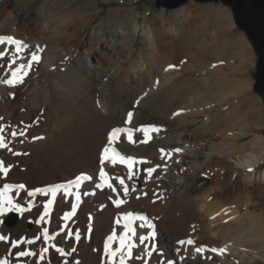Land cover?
<instances>
[{"label":"bare ground","instance_id":"obj_1","mask_svg":"<svg viewBox=\"0 0 264 264\" xmlns=\"http://www.w3.org/2000/svg\"><path fill=\"white\" fill-rule=\"evenodd\" d=\"M53 1L0 0V37L11 36L22 44L19 52L7 40L0 45V49L7 52V56L0 59V127L5 129L8 149H11H0V160L11 166L7 176L0 173V191H3L5 183L13 185L5 198H10L21 212V218L12 232L5 224V218L11 211L0 216V235L6 237V240L0 241V260L4 255L11 262V257L18 254L23 246L25 252L31 253L37 259L36 264H50L49 245H61L66 264H108L104 244L115 233L116 239L112 242V248L118 249L120 237L124 235L125 223H131L136 228V237H127L136 245L132 249L133 258L128 259V264H215L214 256L220 259L221 264L234 261L237 256L250 264H255L258 258L264 260V251L259 253L253 249L254 242H264V233L261 232L264 229L263 215L251 212L243 214L240 206H232H249L252 193L258 194L264 187V169L256 170L264 162V139H254L241 146L235 145L233 140L229 142L228 136L218 144L208 139L222 134L224 124L233 121L246 122L250 114L248 110H252L259 103L255 96L250 95L246 78V70L250 64L247 62H252L254 56V49L249 41L243 35H230L224 44L233 45L232 50L227 47L223 56L214 59L216 65L213 64L215 66L210 75H222L214 80L219 85L215 88L217 99L209 100L208 97L204 98L203 93H196L189 98L186 106L180 108L178 115L175 113L182 117L188 112L208 114L207 110L214 111L219 106V119H208L204 125L193 131L184 130L172 134L169 131V113L158 99L161 91L183 71L195 68L202 62L203 52L184 54L181 48L187 40L186 31L190 27L199 26L213 31L226 23V29L234 34L228 9L224 6H209L202 10V13L209 11L216 14V18L196 16L190 10H182L173 20L162 12L158 16L159 25L135 24L130 29H122L120 36L124 37V41L121 46L133 49L134 41L140 37L150 58L143 63L132 64L120 72L125 63L120 50L115 49L114 39L106 41L105 33L101 29L91 32L90 37L95 40V46L84 56L75 59V63L73 61V64H69L62 59L67 53L80 52L81 41L71 47H67L66 43L79 36L81 28L76 18L69 15L47 16L45 7L52 5ZM212 41L211 47L214 48L216 40ZM37 48L41 50L40 62H33L31 70L36 73L40 64L43 72L30 82H26L24 77L23 83L28 91L16 109L11 110L9 105L17 97L19 84L13 87L2 81L10 78L13 69L22 64L27 65L31 60V53ZM12 58H15L16 63L9 67ZM150 65H153L155 75L148 72ZM119 73H122L123 78L117 83H111ZM51 75H55L53 79ZM146 76L150 78L149 81L145 80ZM202 80L210 84L212 78L206 77ZM221 83L225 88L220 87ZM9 96H13V100ZM86 104H89L88 110ZM261 111L255 109L259 115ZM129 112L133 114L131 122H128ZM125 122L136 129L149 126L159 129L158 132L149 134L147 143L141 142L144 140V133L135 131L131 134L134 142H130L127 135L110 146L122 156L148 161L147 164L133 165V178L138 177V185L132 183L133 178L127 179L128 168L125 164L113 166L110 161H105L104 165L100 162L104 148L109 146V133L114 128L123 127ZM8 128L24 134L11 137L10 132L6 131ZM205 133H211V136L208 137ZM203 143L213 157L206 164L193 163V166L209 174L215 172L216 167L227 170L232 189L222 202H215L210 194L194 198L192 203L195 204L196 222L200 225L196 229L193 243H188L190 234H187L186 240L179 237V240L172 241L166 225L172 218V210L179 208H174L168 200V192L176 190V187L171 186L173 182L170 175L176 163H181L185 155L194 154V149ZM175 149L181 151L176 152ZM255 151L257 153L250 156ZM102 166L116 192L107 187L96 186L102 184L99 177ZM42 167L57 176L59 172H63V175L54 181L47 178L44 183H40L37 178ZM149 167L156 168L150 177L146 171ZM238 171L242 174L238 175ZM81 175L91 176L92 179L85 180L79 190L73 188L71 196L64 195L63 189L58 192L56 200L50 205L49 215L41 221L40 216L43 214L44 205L51 199V193L44 196L36 192L35 196L29 197L27 192L67 184L69 180H75ZM117 177L125 179L129 187L127 196L124 195ZM18 184H24L25 188H16ZM157 187L162 191L160 194L164 193L162 195L165 196V203L156 208L157 200L154 199ZM77 192L80 193L79 201L76 199ZM185 195V191H179L177 198L184 200ZM117 198L125 201L120 208L113 203ZM72 203L78 205L76 213L69 220H65L64 214L71 211ZM14 210L16 209L12 211ZM126 212L133 213L135 217H147V222L139 219L129 222L123 219ZM117 219L121 221L119 225L116 223ZM243 222L251 223L253 229L243 226ZM141 223H144L143 227H139ZM199 227H206L210 234L202 237ZM44 228L48 229L50 237L47 242L43 238ZM235 228L238 231L235 232ZM68 232L73 235L69 237ZM76 233L80 235L79 240H76ZM141 235L148 236L142 245L138 242ZM224 235L225 240L221 241L220 238ZM10 241L18 243L13 245ZM45 248L47 251L42 252ZM73 248L76 249L75 252L72 251Z\"/></svg>","mask_w":264,"mask_h":264},{"label":"rangeland","instance_id":"obj_2","mask_svg":"<svg viewBox=\"0 0 264 264\" xmlns=\"http://www.w3.org/2000/svg\"><path fill=\"white\" fill-rule=\"evenodd\" d=\"M6 1L8 0H5V2ZM155 5H156L155 0H124V1L122 0H54L52 5H47L45 7V12L47 16L69 15L70 17L76 18L78 26L81 28V34L77 37L72 38L70 41L66 43L67 47L74 46L78 44L80 41L82 43V46L80 47V50H79L80 52L76 51L73 53L71 52L70 54L67 53L66 57L64 58L62 57V59L66 60L67 63L73 64V61L75 63V59H78V57L80 58L84 56L88 52V50L93 48V46H95V40L94 41L91 40L90 34L94 29H101L105 33L106 41L109 42L112 39H114L115 49H118V51L120 50L119 52L122 55V61L125 62L123 65V68L120 69V72H121L123 69L125 70L132 64L143 63L144 61L150 58V55L143 48L141 44L140 37H137L136 40L134 41L133 49H128V48L121 46L122 44L121 42L124 41V37L120 36V31L122 29H130L135 24H138L139 26L159 25L158 16L162 12H165V14L167 15V18L171 20H173L174 18H177L178 12L182 10H187V11L190 10L196 16H203V17L209 16L211 18H216L217 17L216 14H211V12L209 11H208L209 13L208 12L202 13V10L209 6L226 7L232 19L234 34L231 31L229 32L226 29V26H225L226 23L222 24L225 27L220 26L217 30L215 29L216 31L213 30L215 32H213L212 30L209 31L208 29H203L202 27H199V26L190 27L186 31L187 40L181 45V48L184 54H187L189 52H195V51H200V53L203 52L202 62H200L199 65H197L195 68L193 67L194 69L189 68L187 69V71L186 70L183 71L179 77H177L171 84L166 86L161 91L158 97L159 102L166 106L167 111L169 113V118L171 122L170 128H169L170 133L176 134L177 132L184 131V130L193 131L196 128H198V126L200 127L204 125V123L208 119H213V118L219 119L221 115L220 107L217 106L214 111L207 110L209 111L208 114H205L206 112L200 113V114H192L191 112H188L189 113L188 114L187 112H184L185 114L187 113L186 116L184 117L180 115L177 116L178 112L180 111V108L186 106L188 104L189 98H191L193 94H196V93H203L204 98L208 97L209 100L217 99V96H215L216 94L215 88H218L219 85L215 83L214 80L216 78H220L222 75H219V74L210 75V72L213 70L212 68H214V66L216 65V60L214 59H216L217 56H223L222 54H224V51L227 47H229L232 50L233 45L224 44L225 40L226 41L229 40L230 35L231 36L235 34L243 35L246 38L247 36L242 30H240L237 27L235 20H234L232 9L220 2L200 3L195 0H190L188 3L178 8H175V9H168V8L162 7L159 10L156 9ZM212 40H214V42L216 40L214 48L211 47L212 46L211 44L213 43ZM84 50L86 52H84ZM161 54L167 55L164 53H161ZM69 55H70V58H68ZM164 61L167 62L166 59ZM247 63L248 64L250 63L246 70V78L248 79V84H249L248 86L250 87L248 88L249 93L250 95L255 96L259 100L258 101L259 103L257 105H254V108L257 111L262 110L261 114L259 115L257 112H255L254 108L252 110L249 109L248 112L250 114L247 116L246 122L233 121V122L224 124V129H223L224 133L222 132V134L219 133V134L214 135L213 139L208 138L209 140H213L216 144L221 143L223 138L227 136H228L227 138L228 141L232 142L233 140V142L237 146H241L243 144L249 143L253 141L254 139H259V138L264 139V103H263L262 98L254 92L255 80L252 76L254 66L257 63V56L255 52H254L252 62L248 61ZM42 72H43V69L40 67V64H39L36 73L32 72V70L28 71V75L25 77V81L30 82L32 79L36 78L37 75L39 76V74H41ZM148 72H151L152 74L155 75V69L153 65L149 66ZM148 72H146V74H148ZM54 76L55 75H51V79H53ZM206 77L212 78L210 84H206L202 80ZM122 78H123L122 73H119L117 77H114L111 80V83L113 84L117 83ZM132 79L133 78H131V80ZM149 79L150 78L146 76L145 80L149 81ZM220 87L225 88V85L221 83ZM18 88H19V91L17 93V97L14 100H13V96H9V98L13 100L12 103L9 105V108L11 110L16 109V107L21 103V99L23 98L25 93L28 91V88L25 86L24 83H20L18 85ZM197 89H200L201 91L199 92L197 91ZM86 109L87 110L89 109V104H86ZM124 124L125 125L121 127V129L126 128L127 130L128 129L129 130L125 132L126 130L125 129L124 132L120 134V138L123 136L127 137L129 131H131V134H133V132L135 133L136 131V128L133 125L126 123V122ZM126 124L127 125L129 124V125L127 126ZM133 128H135V130ZM6 131L9 132V128ZM136 132L138 133L139 131H136ZM205 134H207V136L208 135L211 136V133L210 134L205 133ZM215 137H218V138H215ZM255 153L257 152L256 151L251 152L250 156ZM212 155L213 154H211L208 151L206 145L203 143L202 145H199L198 147L194 149V154L185 155L184 160L181 163H176L175 167L172 169L170 180L173 183L171 186L176 187V190L175 191L171 190L170 192H168V195H169L168 200L171 201L174 208L176 207L179 208V209L172 210V218H170V220L168 221V224L166 223L167 224L166 226L170 231L169 236L171 237L172 241H177L179 237H183L181 239L186 240L188 239L186 237H188L189 234H190L189 240L190 241L194 240L195 235H196V229L198 228V225H200V223L196 222V214H195V208H194L195 204L192 203L195 199L204 196V194H210L215 202H222L225 199L226 194L229 192V190L232 189V187H230L229 172L227 170H223V169H220V167H216L215 172H213L212 174H209L205 171H202L198 167L193 166V163H201V164L205 163L206 164L208 159L213 157ZM231 166L232 164L230 165V167ZM262 169H264V162L260 164L258 167H256V170H262ZM237 174L241 175L242 172L238 171ZM62 175H63V172H59V176L61 177ZM59 176H57V174L55 173H51L50 171H48L46 167L45 168L42 167L37 179L39 180L40 183H44L47 178H50L51 180L54 181L58 179ZM134 178L138 179V177H134ZM133 179H132V183H134ZM158 188L159 187L156 188L157 190L155 191V199H154V201L157 200L155 203L156 208L160 207L161 205L163 206L165 203V202L163 203V199L165 198V196L162 195L164 193L160 194L162 191L159 190L160 188L159 189ZM179 191L180 192L185 191L186 195L184 197L186 198L188 196L191 199L184 198V200H186L184 201L183 199L177 198ZM157 192L161 196L158 195ZM260 192H258L259 196L258 194L252 193L251 202L254 204H251L250 202L248 204L249 206L242 207V205H239V204L236 205L233 203L234 205L232 206L233 207L240 206L243 214L248 213V212H251L253 214H262L264 218V187L261 188ZM157 197L158 199H161V201L158 200ZM257 199H259L261 203H259ZM14 213L18 216V219L21 218V212L14 210L8 214V216L5 218V221L8 218H10ZM243 223H244V225L242 224L243 226L247 228L251 227L253 229V226L251 223L249 222L247 223L243 222ZM6 226L8 227V230L10 232H12L13 228L15 227L14 226L13 228H10L7 224ZM199 228H200L202 237H207L210 234L209 230L206 227H203V228L199 227ZM237 229L238 228H235L234 231L235 232L238 231ZM216 230H218V228H216ZM261 232L264 233V229ZM225 237L226 235L222 236L220 240L224 241ZM2 244H5V243H2ZM6 246H7V243H6ZM49 248L50 249L48 251V256H49L50 264H66L64 251L61 245H49ZM253 249L258 251L259 253H262L264 251V242L262 241L254 242ZM20 250L24 251V247L21 246ZM222 250L224 249L222 248ZM1 260H7V259L5 258L4 255H2ZM36 260L37 259L33 258L31 255L20 257L18 253L11 257V262H8V264H14V263L16 264H36ZM213 262L215 264L222 263L217 256L213 257ZM128 263L129 261L128 259H126V264ZM117 264H119V256H117ZM224 264H250V263L242 261L241 258L237 256L235 257L234 261H230V262L226 261L224 262ZM255 264H264V260L261 258H258L255 261Z\"/></svg>","mask_w":264,"mask_h":264},{"label":"snow or ice","instance_id":"obj_3","mask_svg":"<svg viewBox=\"0 0 264 264\" xmlns=\"http://www.w3.org/2000/svg\"><path fill=\"white\" fill-rule=\"evenodd\" d=\"M5 40H7L8 43L15 45L17 48V52H19V50L22 47V44L20 41L15 40L13 37L11 36H7V37H0V45L5 43ZM41 50L39 48H37V50L35 52L31 53V60L28 61L27 65H20L19 67L13 69L11 71V75L10 78H7L5 80H3L2 82L5 84H8L9 86H15L16 84H20L23 83L24 81V77H26L28 75V71L31 70L32 67V63H39L40 62V55L39 52ZM7 56V52L3 49H0V59H4ZM16 60L15 58L11 59V63L9 64V67H11L12 65H15ZM170 67H174V66H170ZM132 112L128 113V122H131L132 119ZM0 119H2V117H0ZM136 131H140L144 133V140L141 141L143 143H147L148 140L150 139V133L152 132H158L159 129L155 128V127H142L139 129H136ZM9 132L11 137H16L17 135H23V132H19L17 133L16 131H11L9 128ZM124 132V129L121 128H114L108 135V147H105L103 150V154L100 158V162L101 165H104L105 161H110L111 164L113 166L117 165V164H125V166L128 168V177L127 179L131 180L134 176V172H133V165L136 163H140V164H147L148 161L147 160H135L131 157H125L122 156L119 152H117L115 149L111 148L110 146L119 140L120 138V134ZM39 138V137H38ZM128 139L130 142H134L132 140V135H131V131L128 132ZM0 149H8V144H7V136L5 134V129L3 127H0ZM9 151H11V149H8ZM162 153H164V150L161 149L160 150ZM176 152H180L181 149H175ZM11 166L10 165H6L5 162L3 160H0V173L4 174L5 176H7L9 168ZM159 167V166H156ZM148 176L150 177L152 175L153 172L156 171L155 167H149L146 169ZM99 177L100 180L102 181V184H98L96 185L98 188H102V187H107L109 189H111V191L116 192V188L113 186V184L110 182V178L108 176V173L105 172L104 167L102 166L100 168V172H99ZM92 177L91 176H85V175H81V176H77L75 178V180H69L67 182V184H57L49 189H36L35 192L29 191L27 192V195L29 197L35 196L36 192H39L41 194H43L44 196H48L49 193H51V199L48 200V202L44 205L43 208V214L40 216V220L43 221L45 219V217H47L49 215V209H50V205H52V203L56 200V196L57 193L60 192L63 189L64 195L66 196H71L72 195V189L75 188L77 190L80 189L81 184L85 181V180H91ZM119 182V184L122 186L123 189V193L125 196H127L128 192H129V187L126 185L125 183V179L123 177H117L116 178ZM18 189H24L25 185L24 184H18L15 186ZM13 188V185L11 184H7L5 183L3 186V191H0V216H3L6 212H10L13 209H16L17 211H20V209L17 208V206L12 202V200L10 198H5V194L11 190ZM133 191H135V189H132ZM85 195L87 193H84ZM111 198V197H110ZM76 199L77 201H79L80 199V193L77 192L76 194ZM113 203L115 204V206L117 208H120L122 204L125 203V201L123 199H114ZM77 204L76 203H72L71 204V211L67 212L64 214V219L65 220H69L72 216L75 215L76 213V209H77ZM123 219L128 220L129 222H131L133 219H139L142 222H147V217L144 216H139V217H135L133 213L131 212H126L124 213V217ZM120 219H117L116 223L119 225L120 224ZM144 223H141V225H139V227H143ZM65 227H67V225H65ZM149 227H151V225H149ZM123 229H124V235L120 237L119 240V248L118 249H113L112 248V242L116 239V234L113 233V235L108 237V240L105 242L104 244V252L106 257H108V264H117V253H119V264H126V259H132V249L133 247H135V242L134 241H130L127 239V237L131 236V237H136V228L131 226V223H125L123 225ZM67 235L69 237H71L73 235L72 232H68ZM149 235H151V233H149ZM76 236V240L80 239V235L79 233L75 234ZM43 238L45 240V242H47L48 239H50L49 235H48V229L44 228L43 229ZM37 239H40V237H37ZM148 239V236H144L141 235L138 237V242L139 244H144L145 241ZM6 240V237L3 235H0V241H4ZM10 243H12L13 245H15L16 243H18V241H10ZM31 243V241L29 242ZM181 243H183V241H181ZM189 244L193 243L192 241H188ZM199 251V249H197ZM47 249H42V252H46ZM73 252L76 251L75 248L72 249ZM213 251H216V249H213ZM31 253L25 252L23 250L19 251V256L20 257H25L30 255ZM149 254H151L149 252ZM0 264H8L7 260H0ZM165 264H170V262H165Z\"/></svg>","mask_w":264,"mask_h":264},{"label":"water","instance_id":"obj_4","mask_svg":"<svg viewBox=\"0 0 264 264\" xmlns=\"http://www.w3.org/2000/svg\"><path fill=\"white\" fill-rule=\"evenodd\" d=\"M190 0H155L156 9L162 7L175 9ZM200 3L220 2L233 11L234 20L237 27L242 30L250 41L257 56V63L254 66L252 76L255 80L254 92L258 94L264 103V0H195ZM135 184H139L138 179H133ZM18 221V216L14 213L5 223L13 228Z\"/></svg>","mask_w":264,"mask_h":264}]
</instances>
